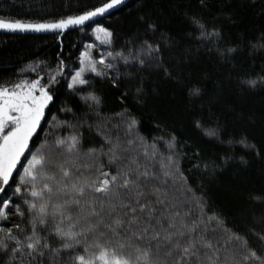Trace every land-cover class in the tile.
I'll list each match as a JSON object with an SVG mask.
<instances>
[{
    "label": "snow or ice",
    "instance_id": "6c2138e0",
    "mask_svg": "<svg viewBox=\"0 0 264 264\" xmlns=\"http://www.w3.org/2000/svg\"><path fill=\"white\" fill-rule=\"evenodd\" d=\"M126 3L97 0L76 14L35 21L0 14V30L52 32L61 47L55 66L30 62L16 78L0 82V264H264V255L228 228L222 214L188 184L181 164L187 153L174 131L149 139L127 110L109 117L97 111L102 98L95 81L116 86L122 67L150 66L177 78L164 61L168 35L148 39L158 25L143 15L145 37L113 47V30L96 18ZM191 22L201 41L220 36L219 29L195 16ZM72 29L91 32L99 41L82 42L76 66L62 57L64 35ZM215 50L222 57L236 52L235 47ZM249 52H264V32L249 41ZM61 79L96 113L94 122L81 119L67 104L52 111ZM241 84L264 87V75L243 78ZM137 93L142 95L143 88ZM189 95L200 97L202 90L191 87ZM193 123L225 149L219 158L223 164L235 158L237 146L264 158L248 135L225 134L211 103L207 116L202 111ZM85 127L98 138L87 146ZM194 155L198 158L199 151ZM240 160L248 163L244 156ZM195 166L209 175L222 168L217 160Z\"/></svg>",
    "mask_w": 264,
    "mask_h": 264
},
{
    "label": "trees",
    "instance_id": "16d2710c",
    "mask_svg": "<svg viewBox=\"0 0 264 264\" xmlns=\"http://www.w3.org/2000/svg\"><path fill=\"white\" fill-rule=\"evenodd\" d=\"M96 4L97 0H0V14L35 21L76 14ZM141 15L158 25L157 32L147 34L148 39L155 42L161 33L168 35V43L162 44L164 61L177 78H166L163 70L150 66L122 67L116 86L108 80L95 81V90L102 98L97 111L109 117L127 110L140 121V131L149 139L162 130L174 131L183 144L181 152L187 153L181 164L188 184L222 214L228 228L264 255V222L255 226L256 219L264 218V199H253L264 197V158L245 153L237 146L235 158L223 164L219 158L225 149L193 123L202 111L207 116L211 103L226 135L239 138L246 134L264 151V87L251 89L241 84L243 78L264 75V52H249V41L264 32V0H204L203 4L201 0H130L97 22L111 27L113 47L119 49L129 39L137 42V37H145ZM193 16L209 28L215 26L220 36L211 41L198 39V29L191 22ZM88 34L79 29L65 33L62 57L68 65H77V49L83 50L82 42L89 40ZM217 46L235 47L236 52L222 57L215 50ZM58 53L61 47L56 34L0 33V82L16 78L18 69L30 62L55 66ZM191 87H200L202 95L190 96ZM137 88H143L142 95ZM56 93L53 112L67 104L81 119H97L96 113L66 88L63 79L56 86ZM58 115L65 118L62 113ZM157 124L161 127L157 128ZM84 131L85 146L94 138L98 140L94 132L86 127ZM196 150L198 158L194 155ZM241 156L247 164L241 162ZM208 160L222 165L215 175L195 166ZM176 187L183 191L179 183Z\"/></svg>",
    "mask_w": 264,
    "mask_h": 264
},
{
    "label": "water",
    "instance_id": "95a60500",
    "mask_svg": "<svg viewBox=\"0 0 264 264\" xmlns=\"http://www.w3.org/2000/svg\"><path fill=\"white\" fill-rule=\"evenodd\" d=\"M128 1H130V0H127V2ZM119 7L120 6H118V8ZM117 9L112 10L111 13L114 12L115 10H117ZM107 15H109V14H105L103 17H106ZM100 18L101 17H97L96 20H99ZM0 33H5V34H18V35H45V34H54L52 32H15V33H12V32H7V31H4V30H0Z\"/></svg>",
    "mask_w": 264,
    "mask_h": 264
},
{
    "label": "rangeland",
    "instance_id": "374dc122",
    "mask_svg": "<svg viewBox=\"0 0 264 264\" xmlns=\"http://www.w3.org/2000/svg\"><path fill=\"white\" fill-rule=\"evenodd\" d=\"M88 36H89V40H88L89 42H93V43H96L97 45H99V41H96L95 36L92 35L91 32H89ZM101 47H103V46H101ZM92 51L94 53H97L98 49H93ZM261 223H262V220H260V219L259 220L258 219L255 220V226L258 227L259 225H261Z\"/></svg>",
    "mask_w": 264,
    "mask_h": 264
}]
</instances>
